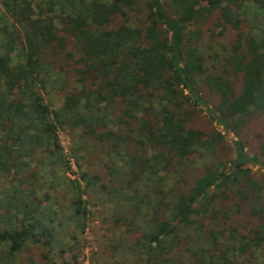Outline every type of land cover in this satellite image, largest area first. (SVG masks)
I'll list each match as a JSON object with an SVG mask.
<instances>
[{"label":"trees","instance_id":"trees-1","mask_svg":"<svg viewBox=\"0 0 264 264\" xmlns=\"http://www.w3.org/2000/svg\"><path fill=\"white\" fill-rule=\"evenodd\" d=\"M248 1L147 0L138 24V0H0V264L31 244L43 264L77 261L67 224L86 231L87 196L125 226L111 240L122 264H264V137L240 133L264 114V0ZM229 28L231 51L210 67L198 42ZM59 129L76 133L77 161L90 138L123 161L109 183L55 177L60 212L33 168L72 170Z\"/></svg>","mask_w":264,"mask_h":264},{"label":"rangeland","instance_id":"rangeland-1","mask_svg":"<svg viewBox=\"0 0 264 264\" xmlns=\"http://www.w3.org/2000/svg\"><path fill=\"white\" fill-rule=\"evenodd\" d=\"M146 1L147 0H138V4H136L135 8L131 9V16L132 20L135 23L143 24L145 21V14H146ZM248 1V0H247ZM249 2V1H248ZM247 2V3H248ZM220 28H216L214 31L217 32ZM235 32L229 28L228 31L224 33L223 36H214L207 32L204 36L199 40V47L204 54L207 60H210L209 66L213 65V59L210 58L212 54L219 53L222 56L228 54L231 51V42L234 40ZM223 60L218 61L221 63ZM223 68L221 67V73H223ZM64 92H60L51 96V101L54 107L60 106L61 102L63 101ZM195 124L201 128H206L210 126L209 123V116L203 112L200 117L195 120ZM263 134L264 137V114L260 115L256 120H249L246 122V125L240 129V133L244 136L246 141L252 145L256 146L258 144V140H262L260 135ZM64 140L68 138L70 140L71 147H75L78 145V140L76 138V133L70 129H64ZM227 140L229 144L232 143L233 139H236L234 133L227 132ZM260 134V135H259ZM264 139V138H263ZM62 137L60 138V141ZM256 140V141H254ZM105 141V140H102ZM62 144V143H61ZM63 146V145H62ZM101 145H95L93 140L87 139V147L86 151L87 154L79 153V161H77L76 156L73 155L71 151V155L74 158V165L75 167L72 170L68 171L64 174L63 169L56 168V175H45V171L52 170L53 167H48V169L43 167H33L35 169H39L40 173L45 177V180L48 182L47 186L43 188L38 193V197L40 199H44L46 197L47 192L49 193L47 202H44L46 208L53 209V211H61L63 208L62 205L66 204V199L62 196L61 191L64 189V186L59 184L56 179L59 177L68 176L73 179H79L81 181L82 186H86L84 180L80 179L81 170L92 172L94 174H98L101 177V180L105 183H109L110 179V167L113 165H117L121 167L123 165V161L115 152H110L111 150L108 149L103 151ZM110 150V151H109ZM200 164H194V168L198 167ZM33 166H36L34 164ZM116 173V172H115ZM196 173L198 171L191 170L187 173L186 179H194ZM263 173V172H260ZM259 173V174H260ZM43 180H41V183ZM53 183L52 186L49 187ZM9 188L10 184L5 183L4 180L0 182V188ZM56 196H59L57 198ZM89 199V210L91 211L92 215L90 216L87 229L85 232H80L79 229H75L73 223L68 222L69 231L68 237L66 236V241L68 244L74 245L76 247V254H77V261L72 260L71 255L69 253H65L63 258L54 257L50 260V263L55 264H66L64 263L67 261L68 264H122L123 262H118L117 257L114 256V251L112 252L111 247V240L114 239V233L121 232L124 230L125 226L120 224L117 226H113V222H111V215L108 206H104L100 204L96 199L93 197L87 196ZM227 203V202H226ZM225 204V203H223ZM243 225H247L249 219L247 217H243ZM252 226V223L249 225ZM76 236L77 238L73 239L72 237ZM30 245V244H29ZM40 252V250H38ZM38 251L35 246L31 244L29 248L21 252V254L17 258V263L14 264H43L42 257L38 255ZM54 260V261H53ZM260 261H263V258H259ZM0 262L4 263L1 259ZM45 264V263H44Z\"/></svg>","mask_w":264,"mask_h":264},{"label":"built area","instance_id":"built-area-1","mask_svg":"<svg viewBox=\"0 0 264 264\" xmlns=\"http://www.w3.org/2000/svg\"><path fill=\"white\" fill-rule=\"evenodd\" d=\"M58 135H59V139L62 137V140L60 141V144L63 145V152L67 158V160L69 161V164L71 166V168L75 167L74 165V158L72 157V153H71V145H70V140L68 138H66L64 140V133L62 129L58 130Z\"/></svg>","mask_w":264,"mask_h":264}]
</instances>
